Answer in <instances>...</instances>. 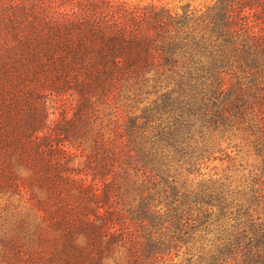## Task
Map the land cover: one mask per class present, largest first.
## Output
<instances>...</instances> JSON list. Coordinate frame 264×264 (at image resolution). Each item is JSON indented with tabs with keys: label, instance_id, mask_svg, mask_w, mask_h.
I'll return each instance as SVG.
<instances>
[{
	"label": "trees",
	"instance_id": "1",
	"mask_svg": "<svg viewBox=\"0 0 264 264\" xmlns=\"http://www.w3.org/2000/svg\"><path fill=\"white\" fill-rule=\"evenodd\" d=\"M235 134L260 176L195 181ZM0 195L5 264H173L194 232L193 264H264V0H0Z\"/></svg>",
	"mask_w": 264,
	"mask_h": 264
},
{
	"label": "rangeland",
	"instance_id": "2",
	"mask_svg": "<svg viewBox=\"0 0 264 264\" xmlns=\"http://www.w3.org/2000/svg\"><path fill=\"white\" fill-rule=\"evenodd\" d=\"M124 1L128 4H148L153 3L169 8L172 11L180 12L181 8L188 5L189 8L203 11L205 7L210 6L214 0H118ZM66 110V116L70 117L71 107L68 102L53 101L50 103V109L48 110V122L47 126L52 129L54 124L61 120L62 109ZM223 151L216 154L215 160L208 161L204 168L201 169L200 175L194 177L195 181L211 180L222 182L223 184L230 185V189H240L244 187L245 182L253 176H260L262 171V164L260 159L254 154L251 146L240 134H235L229 141L226 140L221 144ZM75 155V156H74ZM69 157L68 166L72 168L80 169L82 167L83 158L75 153ZM24 175V174H20ZM175 175V174H174ZM176 176V175H175ZM177 177V176H176ZM178 178V177H177ZM190 176L187 180L192 179ZM180 181L184 180L179 178ZM194 181V182H195ZM27 211L24 206L18 202L14 197L11 200H7L0 195V235L3 231L9 230L10 224L14 223L18 219V215L25 214ZM214 228V227H212ZM163 231V230H162ZM212 235H204L203 232H194L191 235V239L186 243L178 242L173 238V234L167 233L166 236L161 237L162 250L168 251V256L171 257L173 264H193L192 262L201 256L210 247V243L213 241ZM173 238V240H172ZM0 246V256L2 250ZM9 259L10 255L4 254ZM1 258V257H0ZM0 264L2 263L0 260Z\"/></svg>",
	"mask_w": 264,
	"mask_h": 264
}]
</instances>
